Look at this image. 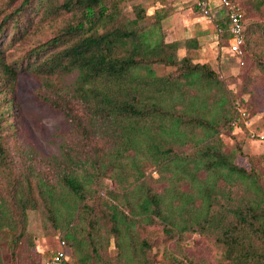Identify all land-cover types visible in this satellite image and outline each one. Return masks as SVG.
I'll use <instances>...</instances> for the list:
<instances>
[{"label": "trees", "instance_id": "trees-1", "mask_svg": "<svg viewBox=\"0 0 264 264\" xmlns=\"http://www.w3.org/2000/svg\"><path fill=\"white\" fill-rule=\"evenodd\" d=\"M133 1H0V234L18 245L29 212L43 209L54 235L63 233L57 244L70 249L65 264H157L146 232L155 225L169 239L212 237L219 264H264V156L251 158V169L239 166V149L228 151L222 138L226 131L249 137L233 126L246 107L232 103L208 64L178 59L180 44L165 41L158 12L147 23L146 9L134 6L130 27ZM246 3L257 13L264 8V0ZM60 19L27 54L8 55L38 26ZM215 22L228 42L226 11ZM262 37L264 25L245 23L241 58ZM197 45L185 43L188 51ZM160 65L176 70L160 76ZM23 73L39 82L36 97L72 127L61 157L19 143L14 111ZM147 164L165 182L161 191L150 184Z\"/></svg>", "mask_w": 264, "mask_h": 264}, {"label": "rangeland", "instance_id": "rangeland-1", "mask_svg": "<svg viewBox=\"0 0 264 264\" xmlns=\"http://www.w3.org/2000/svg\"><path fill=\"white\" fill-rule=\"evenodd\" d=\"M198 1L136 0L126 7V21L132 27V22L136 18L133 13L134 6L137 5L146 9L147 23L154 22L158 12L163 17L165 41L180 44L178 59L182 61L186 56H190L194 63L208 64L224 83L232 103H243L254 118V127L264 130V72L258 68L257 57L254 56L258 55L264 60V37L257 47L254 46L255 49L250 47L252 51L254 50L253 53L248 50L243 58H239L231 51L229 41L221 37L215 20L206 18L196 9ZM246 1L248 0H239L246 12V25H264V8L257 13ZM60 25L62 19L55 23L41 24L31 39L18 44L9 51L8 55L20 57L27 54L31 48L49 38ZM190 39L197 40L198 45L197 48L188 51L185 43ZM155 69L160 76L176 70L162 65L156 66ZM77 76V72L71 75L67 83L72 84ZM38 87L39 82L32 74L23 73L19 76L14 111L19 129L18 140L23 147H33L45 158L61 157L62 146L71 139L72 127L64 114L52 109L36 97L35 91ZM222 138L228 151L234 152L239 149L236 158L239 166L251 169V158L264 156V145L251 142L245 134L226 131ZM261 164V168L264 169V160ZM154 170L153 165H146L145 171L148 177L152 176L149 180L150 184L161 191L165 182L160 181V174ZM106 183L110 188L114 187L111 180H107ZM146 232L153 246L151 256L157 264L220 263L221 251L212 237L191 233L179 240L169 239L160 225L150 227ZM62 234V231L58 230L54 235V228L46 225L43 209L30 211L27 236L24 241L13 245L11 237L9 238L6 233L0 234V264H35L38 260L49 257L50 253H47V250L57 249V237ZM45 251L46 253L38 255ZM109 254L112 258L116 256L113 242Z\"/></svg>", "mask_w": 264, "mask_h": 264}, {"label": "built area", "instance_id": "built-area-1", "mask_svg": "<svg viewBox=\"0 0 264 264\" xmlns=\"http://www.w3.org/2000/svg\"><path fill=\"white\" fill-rule=\"evenodd\" d=\"M198 9L208 19H214L215 15L211 11V4L208 0H199ZM220 6L226 11L230 21V48L231 51L241 58L244 54L245 44V14L238 3V0H220ZM255 121L247 108L239 109V119L233 123L236 130H241L242 126L249 131L248 139L251 142L264 145V131L254 127ZM70 257V249L64 240H60L57 249L49 258L38 264H65Z\"/></svg>", "mask_w": 264, "mask_h": 264}, {"label": "crops", "instance_id": "crops-1", "mask_svg": "<svg viewBox=\"0 0 264 264\" xmlns=\"http://www.w3.org/2000/svg\"><path fill=\"white\" fill-rule=\"evenodd\" d=\"M211 2H212V6H211V11H212V13L215 15V18H214V20H217V19H219L221 16H222V14L225 12V10L220 6V0H210V4H211ZM238 132V131H237ZM58 245V244H57ZM55 250L56 249H49V250H47V253H50L49 254V257L50 256H52V254L55 252ZM44 253H46V251L45 252H41V253H38L39 255H42V254H44ZM49 257H46V258H49ZM45 258V259H46ZM42 260H44V259H42Z\"/></svg>", "mask_w": 264, "mask_h": 264}]
</instances>
